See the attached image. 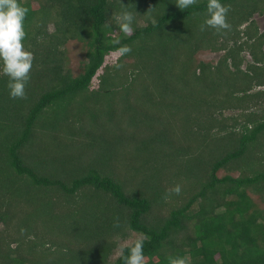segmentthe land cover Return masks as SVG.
<instances>
[{
	"label": "trees",
	"instance_id": "16d2710c",
	"mask_svg": "<svg viewBox=\"0 0 264 264\" xmlns=\"http://www.w3.org/2000/svg\"><path fill=\"white\" fill-rule=\"evenodd\" d=\"M19 2L34 61L24 99L0 72V264H124L132 232L145 264H264V0H222L221 33L207 0Z\"/></svg>",
	"mask_w": 264,
	"mask_h": 264
},
{
	"label": "clouds",
	"instance_id": "9594fccd",
	"mask_svg": "<svg viewBox=\"0 0 264 264\" xmlns=\"http://www.w3.org/2000/svg\"><path fill=\"white\" fill-rule=\"evenodd\" d=\"M197 3L198 0H176V5L181 10L189 9ZM28 11L19 0H0V72L8 78L7 87L12 99L26 98V86L33 67V53L24 46L27 36L25 18ZM229 11L230 6L222 3V0H207L201 31L207 28L214 29L217 33L230 30L231 25L227 19ZM135 12L126 7L119 12L117 19L123 33L127 34L132 30ZM149 19L153 25L158 22L156 16H150ZM130 51L128 46L120 48L121 54ZM181 190V186L176 184L171 192L179 195ZM144 243L143 239L135 241L123 256L124 264H145ZM173 264H184V261H173Z\"/></svg>",
	"mask_w": 264,
	"mask_h": 264
},
{
	"label": "rangeland",
	"instance_id": "374dc122",
	"mask_svg": "<svg viewBox=\"0 0 264 264\" xmlns=\"http://www.w3.org/2000/svg\"><path fill=\"white\" fill-rule=\"evenodd\" d=\"M254 17L257 20L258 25L260 26V29L264 30V14L260 15L257 13L255 14ZM50 29L51 30L53 29L52 25H50ZM86 51H87L86 47L77 40H72L68 42L66 46V53H67V60L69 63V67L71 68L73 73L76 75L79 74L83 70L82 68L85 62V58H86ZM244 54L246 55L247 59H250V60L252 59L251 56L247 52H244ZM220 55L221 53L206 51V52H201L199 54V58L205 59L207 61H211V60L216 61L220 57ZM118 56H119V53L117 52L112 53V55L108 57V61L115 62ZM95 83H97V80H95ZM3 228H4L3 222L0 221V230ZM142 237H143V234L138 233V232H132L131 235L127 239L120 241L119 247L116 250L115 254L112 256V258H116L121 253V249L124 246L130 245Z\"/></svg>",
	"mask_w": 264,
	"mask_h": 264
}]
</instances>
